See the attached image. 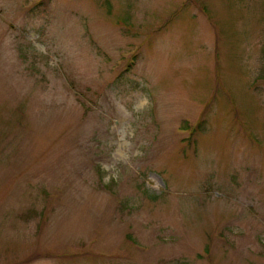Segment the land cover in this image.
<instances>
[{"label":"rangeland","instance_id":"rangeland-1","mask_svg":"<svg viewBox=\"0 0 264 264\" xmlns=\"http://www.w3.org/2000/svg\"><path fill=\"white\" fill-rule=\"evenodd\" d=\"M0 264H264V0H0Z\"/></svg>","mask_w":264,"mask_h":264}]
</instances>
